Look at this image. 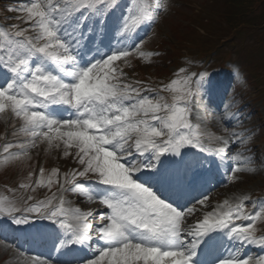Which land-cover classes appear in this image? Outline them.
I'll return each mask as SVG.
<instances>
[{"label": "snow or ice", "instance_id": "6c2138e0", "mask_svg": "<svg viewBox=\"0 0 264 264\" xmlns=\"http://www.w3.org/2000/svg\"><path fill=\"white\" fill-rule=\"evenodd\" d=\"M168 8V0L154 8L137 0H15L0 9L15 21L0 24V114L18 119L24 137L2 138L4 162L31 159L37 149L70 163L47 174L46 186L57 181L51 198L23 209L0 203V216L18 227L48 222L53 255L32 264H264V255L245 252L264 250V232L253 226L264 223V199L238 195L213 208L205 194L226 162L235 186L243 169L231 161L252 151L251 129L227 132V124L242 122L239 110L218 115L227 135H212L203 118L192 122L195 111L208 110L200 103L214 91L208 72L181 67L176 78L154 84L125 71L133 57L153 55L140 32L146 36ZM244 159L264 167L255 155ZM33 174L29 181L44 184V167L34 181ZM69 192L88 195L101 210L65 207ZM97 215L99 223H90ZM223 239L231 246L217 255ZM83 250L91 255L70 256ZM62 255L70 258L61 262Z\"/></svg>", "mask_w": 264, "mask_h": 264}, {"label": "rangeland", "instance_id": "374dc122", "mask_svg": "<svg viewBox=\"0 0 264 264\" xmlns=\"http://www.w3.org/2000/svg\"><path fill=\"white\" fill-rule=\"evenodd\" d=\"M211 0H168L169 8L167 12H161L159 15V18L155 21L152 29L153 31L150 32V37H148L141 47L145 52H151L153 53L152 56L148 57L145 60H141L138 56L133 57L131 60L132 67L137 63L135 61H139V66H142L143 68L147 69L146 71L152 72V75H158L160 74V78L163 76H169L170 73L177 72L181 67L182 63H180V60H176L175 58L171 59L173 51L170 50L171 45L179 46L178 44V38L184 37L186 35V28L185 26L188 24L189 17H194L191 15L192 13H195L197 11H200L202 9L203 13H205L207 10L210 11L212 14L216 15L220 12L224 11L221 9L224 2L220 5L217 2H210ZM158 3V0H152L151 6H154ZM5 4L0 3V9L3 8ZM262 6H260L256 11L248 15L247 18H243V20H248L253 17L256 18L260 17ZM215 12V13H214ZM4 13L0 11V17H4ZM204 16V15H202ZM218 18V17H217ZM212 19V17H210ZM192 20V19H191ZM6 24V22L4 23ZM217 25V24H216ZM194 28V30L197 29ZM201 33V32H200ZM191 33H189L190 35ZM244 37V43L245 45L249 44V41L251 39H255V35H247L244 33L242 35ZM247 39V40H246ZM238 41L236 46H230L225 45L224 51H221L223 54L218 53L217 55H213V60L215 64H219L222 61L220 58H225V60H233L235 59L236 62L241 63V61L249 60V66H253L255 58L250 56V52L244 46V43ZM158 43L159 44V51L157 54L155 52H152L151 48L147 51V48L150 47L152 44ZM243 43V45H241ZM255 45V44H254ZM216 46H219L216 44ZM223 50V49H222ZM169 51V52H168ZM209 50L206 47L202 48V53H207ZM187 56H183V58H186ZM256 61V60H255ZM194 63L199 64L197 61H194ZM188 66H194V64L189 63ZM248 67V66H247ZM238 73H234L232 75L225 74L220 79L226 81V91L224 94V97L222 100H224V103L221 104L223 111V114L225 112L229 113H235L237 110H239V114L242 117V122L237 125L233 126L235 124V121H233V124H227V132H243L247 129L252 130V136L250 140H248L246 147L251 149V152H245L244 156H250L255 155L259 159H264V94L263 98H259V93L255 90V87L253 85V80H251L250 75L247 72H244V70L237 71ZM147 73V72H146ZM261 78H264V68L261 71ZM250 94V95H249ZM248 97H251L247 100ZM251 99V100H250ZM221 100V101H222ZM205 103L203 102L202 105ZM208 110L205 111L203 107H201L198 111L195 117L192 116V122L193 124L199 123L197 117L203 118V122L201 123L202 129L210 133L212 135H220V136H226L227 132L225 131V123L221 122L217 119L216 116H218L219 113L213 112L212 106L214 103L207 104ZM216 105V104H215ZM219 105V104H217ZM231 105V107H229ZM210 113V115H209ZM220 114V115H223ZM8 116L6 114H0V137L2 135V132L5 128V124L7 121ZM212 119H215L216 122L214 125L211 124ZM13 127L10 129L9 134V140H22L24 139L23 136H20V134L16 133L15 136L12 135L13 129L19 130V120L15 118H11ZM214 126V127H213ZM1 142V138H0ZM208 144V142H206ZM31 159H21V160H15L12 159L8 163L12 165L11 174L15 177H24L33 170L34 163L38 160H41L43 162V167L46 168H53L58 167L59 169H63V172L68 171L70 163L65 158H63L62 153L57 156L56 153H52L51 155L46 154L44 151L40 150L39 155H37V149H33L30 153ZM244 156H242L239 160V162L244 161ZM250 168H253L255 166H258L257 169H254L253 171H249L244 174L237 175L239 177L238 181L235 182V187L230 192H223L219 194H213L215 191H213L212 196L209 197V201L213 208L219 203H222L223 200L229 196L231 199L238 195H247L250 200H256V199H264V167H261L259 164L249 165ZM260 171V173H256V171ZM33 181L36 178L37 172H33ZM46 178V177H45ZM44 178V179H45ZM25 181H28V179H24ZM62 180V177H61ZM231 185L234 184L233 181L229 180ZM11 184V183H9ZM32 185H36L32 182ZM47 183L44 182V185L42 184V187L40 189H44L46 195L48 196V199L51 198L54 194L57 193V189L55 193L50 192L51 186H46ZM2 187L0 189L2 190ZM4 191V190H2ZM26 192L22 187H18L15 189V191H10L11 193H15L16 196L22 195L23 192ZM78 196V193H74L69 198L65 196V200L67 203L64 205L65 207H69L70 205H77L80 206L76 202V197ZM88 195H83V202H87ZM45 200V197L42 199V201ZM89 200V199H88ZM59 200H56L55 202H58ZM87 204V203H86ZM99 205L97 201L92 200L90 204H88V209L93 208V206ZM199 207V206H198ZM248 207H251L249 204ZM99 208L101 206L99 205ZM247 211V208L245 209ZM91 211V210H88ZM20 215V214H15ZM42 222V220L37 219L34 221V223ZM96 223L98 221H95ZM257 223V222H256ZM254 224L253 226L257 229L258 232L264 230V223L258 221L257 224ZM93 224H95L93 222ZM0 226L5 227V225L0 224ZM259 234V233H258ZM11 248L7 247L5 245L0 244V261L5 259L4 257L8 258L7 264H26L23 259L21 258H15L11 261ZM264 255V254H263ZM10 256V257H9Z\"/></svg>", "mask_w": 264, "mask_h": 264}, {"label": "trees", "instance_id": "16d2710c", "mask_svg": "<svg viewBox=\"0 0 264 264\" xmlns=\"http://www.w3.org/2000/svg\"><path fill=\"white\" fill-rule=\"evenodd\" d=\"M220 5L224 2L221 9L225 10L220 12L217 16L219 19H214V23L220 25V34H227L229 41L234 42L239 39L244 33L253 31L255 33L254 49L264 54V0H217L215 1ZM260 6H262L260 17H253L248 20L247 18L251 13L253 14ZM213 21H210L206 27H211ZM252 29V30H251ZM250 34V33H249Z\"/></svg>", "mask_w": 264, "mask_h": 264}, {"label": "bare ground", "instance_id": "6f19581e", "mask_svg": "<svg viewBox=\"0 0 264 264\" xmlns=\"http://www.w3.org/2000/svg\"><path fill=\"white\" fill-rule=\"evenodd\" d=\"M220 107L222 108V105H220ZM220 114H223V111H222V110L220 111V113H219L218 115H220ZM209 115H210V113H209ZM215 122H216V120H215V119H212L211 124L214 125ZM231 164H232L233 166H239L241 169H243L242 171L236 173V175H239V173L245 175V173L249 172V171H247V169L250 168V167L248 166V164H247L246 162H239V160H235V161H234L233 163H231ZM257 168H258V166H255V167H254V169H257ZM255 171H256V170H255ZM256 173H260V171H256ZM234 187H235V186H234ZM234 187H233V189H234ZM231 190H232V189H229L228 192H230ZM225 199H230V198H229V197H226ZM209 210H211V209H209Z\"/></svg>", "mask_w": 264, "mask_h": 264}]
</instances>
